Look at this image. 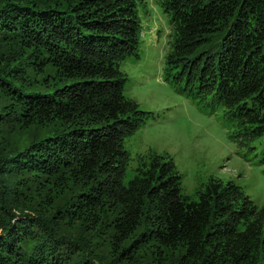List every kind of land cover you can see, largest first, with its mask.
Returning <instances> with one entry per match:
<instances>
[{
  "label": "trees",
  "instance_id": "1",
  "mask_svg": "<svg viewBox=\"0 0 264 264\" xmlns=\"http://www.w3.org/2000/svg\"><path fill=\"white\" fill-rule=\"evenodd\" d=\"M140 2L0 0V264H264V205L233 181L191 198L158 154L123 180ZM158 5L164 80L264 163V0Z\"/></svg>",
  "mask_w": 264,
  "mask_h": 264
},
{
  "label": "rangeland",
  "instance_id": "2",
  "mask_svg": "<svg viewBox=\"0 0 264 264\" xmlns=\"http://www.w3.org/2000/svg\"><path fill=\"white\" fill-rule=\"evenodd\" d=\"M141 35L138 56L120 61L126 72L125 93L138 101L145 122L124 138L128 164L124 182L135 174L140 158L158 154L172 158L181 175V193L195 198L208 178L231 180L253 203L264 205L261 145L249 149L230 135L220 111L198 104L164 80L168 48V14L158 0L139 4Z\"/></svg>",
  "mask_w": 264,
  "mask_h": 264
}]
</instances>
